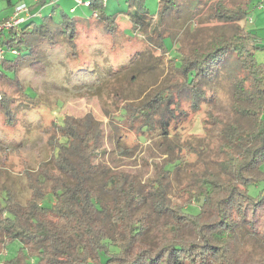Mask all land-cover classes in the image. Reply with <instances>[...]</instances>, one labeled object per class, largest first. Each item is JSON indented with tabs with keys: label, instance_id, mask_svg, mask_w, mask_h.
<instances>
[{
	"label": "trees",
	"instance_id": "1",
	"mask_svg": "<svg viewBox=\"0 0 264 264\" xmlns=\"http://www.w3.org/2000/svg\"><path fill=\"white\" fill-rule=\"evenodd\" d=\"M253 1L215 0L208 5L205 19L221 27L186 52L176 49V60L167 59L180 81L149 91L137 101L124 100L118 113L106 115L111 138L120 139L118 132L126 127L139 142L158 139L164 158L153 166L151 177L142 180L103 163L104 131L91 113L65 116L53 125L49 158L36 171L24 170L29 197L21 203L14 191L3 196L0 192V252L14 241L20 243L6 264H263L264 260L255 263L248 251L238 250L241 234L264 247V62L255 57L264 46L240 26L255 6ZM87 3L92 18L112 33L116 18L104 14L103 1ZM44 4L38 0L29 8ZM177 9L176 0H160L154 18L164 22ZM32 19L6 30L0 41L5 54L16 52L10 53L13 58L0 57V113L6 125L15 120L14 99L6 89L21 92L19 73L25 64L43 70L38 58L42 45L55 47L62 41L76 55L74 20ZM152 19L128 16L132 29L151 35L146 45L167 54L162 40L169 35L151 30ZM229 55L234 62H228ZM223 68L228 71L232 117L223 121L207 111L210 124L219 126V159L214 165L203 161L200 169L192 170L181 189L187 196L181 205L170 197L171 176L184 168V154L194 149L189 143H175L169 127L184 114L181 102H190L196 110L208 100L203 84ZM137 77L138 73L132 75Z\"/></svg>",
	"mask_w": 264,
	"mask_h": 264
},
{
	"label": "rangeland",
	"instance_id": "2",
	"mask_svg": "<svg viewBox=\"0 0 264 264\" xmlns=\"http://www.w3.org/2000/svg\"><path fill=\"white\" fill-rule=\"evenodd\" d=\"M11 1L14 6L19 3L33 5V0ZM78 1L81 4L73 0H45L43 8L37 11L40 15L33 18L35 23L50 16L55 23L66 18L74 20L76 55L72 56L62 41L55 47L42 45L38 58L43 63V70L37 72L25 64L19 73L21 92L6 89L14 99L15 120L6 125L0 113V192L3 196L7 190L14 191L21 203L30 194L24 170L36 171L38 164L49 158L48 138L53 133V125L59 124L65 116L81 117L91 113L101 122L104 131L106 154L101 158L103 163L117 171L134 173L142 180L151 177L153 166L164 158L158 139L151 137L139 142L125 127L118 132L121 138L117 142L111 138V125L106 115L118 113L124 100L137 101L149 91L179 82L167 59L176 60L179 55L176 49L186 52L192 45L204 43L221 27L205 19L208 5L215 0H176L178 9L160 23L154 18L160 9V0H104V14L115 16L117 22L112 25L113 32L108 33L100 20L92 18L93 11L86 7L89 0ZM253 4L255 6L251 5L249 16L240 21V26L254 34L259 44L264 46V10L258 8L259 0H254ZM260 7H264V3ZM8 8V0H0V12ZM129 14L147 21L153 18L150 29L155 27L163 35H169L162 40L169 52L161 55L157 47L146 45L151 41V35L140 28L132 29ZM6 34L4 31L0 35V41L6 38ZM5 56L15 57L9 51ZM255 57L264 62V49L257 50ZM227 60L235 61L233 55H229ZM232 62L230 68L235 69ZM135 73H138L136 79L132 78ZM227 77L228 71L223 68L214 80L204 82L208 100L200 102L196 110L190 107V102H181L180 109L184 114L172 121L169 127V137L175 143H189L194 149L189 154L182 151L187 164L171 176L169 194L175 203L185 205L187 196L181 189L192 170L200 169L203 161L214 165L219 159L216 153L219 126L210 124L207 111L223 121L232 117ZM114 122L120 126L116 119ZM192 208L197 209L194 202ZM239 237V251H248L255 263L264 260V247L246 235ZM19 247L20 243L14 241L2 250L0 263L6 264L5 261L12 259Z\"/></svg>",
	"mask_w": 264,
	"mask_h": 264
},
{
	"label": "built area",
	"instance_id": "3",
	"mask_svg": "<svg viewBox=\"0 0 264 264\" xmlns=\"http://www.w3.org/2000/svg\"><path fill=\"white\" fill-rule=\"evenodd\" d=\"M104 1V0H102ZM77 4H81L80 1L75 0ZM88 3L86 4V6ZM73 11V10H71ZM39 12H33L28 5L25 3H19L13 7L12 14L6 19H0V34L11 28H16L20 24L26 22L27 20L39 16ZM5 48L0 45V57L5 54ZM11 54H16L15 51H11Z\"/></svg>",
	"mask_w": 264,
	"mask_h": 264
},
{
	"label": "crops",
	"instance_id": "4",
	"mask_svg": "<svg viewBox=\"0 0 264 264\" xmlns=\"http://www.w3.org/2000/svg\"><path fill=\"white\" fill-rule=\"evenodd\" d=\"M37 1L38 0H33V4H35ZM73 2H75V0H73ZM262 3H264V0H259V6H258V8H261L260 10H264V7H260ZM8 6H9L8 9H2V11L0 12V15H1V18L0 19H6V18H8L12 14V10H13V7H14V3H12L11 0H8ZM39 8L42 9L43 7H39V6L38 7H35L34 10H32V11L33 12H37ZM35 19H37V18H35ZM35 19H32V20H35Z\"/></svg>",
	"mask_w": 264,
	"mask_h": 264
}]
</instances>
